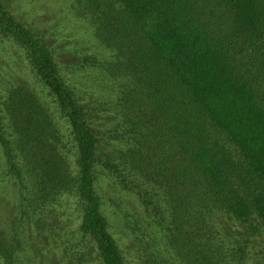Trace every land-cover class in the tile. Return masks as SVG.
Segmentation results:
<instances>
[{"label": "trees", "instance_id": "trees-1", "mask_svg": "<svg viewBox=\"0 0 264 264\" xmlns=\"http://www.w3.org/2000/svg\"><path fill=\"white\" fill-rule=\"evenodd\" d=\"M71 6L105 48L77 45L78 69L112 100L0 0V56L25 72L0 92V146L35 219L0 230V264H264V0Z\"/></svg>", "mask_w": 264, "mask_h": 264}, {"label": "rangeland", "instance_id": "rangeland-1", "mask_svg": "<svg viewBox=\"0 0 264 264\" xmlns=\"http://www.w3.org/2000/svg\"><path fill=\"white\" fill-rule=\"evenodd\" d=\"M20 2L21 0H16ZM27 1L28 6L31 7L33 13L32 25L39 26L43 32L48 33V37L58 47L62 49L61 60L70 63V69L68 72L75 78L86 77L89 79L87 89L90 88L89 100H95L98 98L114 99L116 93L114 89L108 85H104L102 82V88L99 83L103 75L98 69L84 68L79 70L80 58L77 54L78 46L81 45L88 50H95L101 54L105 48L102 44H98L97 40L92 35L91 26L87 21L76 18L75 11L72 10V0H24ZM11 7V0H6ZM21 8V6L18 4ZM35 7V8H32ZM29 8V7H28ZM20 15L24 16L22 13ZM66 32L62 36V32ZM71 47V48H69ZM76 48V50L74 49ZM71 49V51H70ZM0 64L3 68L0 73V92H6L11 88V83L21 81L25 75L24 70L21 69L20 63H17V59L11 58V46L8 45L7 49L3 51L0 56ZM23 76V77H22ZM97 91V92H96ZM19 189L14 177L11 175V179L6 175V164L3 156V151L0 146V230L10 225L11 232H16L20 237H26V226L30 221L35 219L34 215H31L24 207L17 206L27 204L26 199L28 197L27 192L20 194ZM11 192V193H10ZM11 202V210L7 208V203ZM14 208V209H13ZM24 209V210H23ZM42 213V212H41ZM58 215L54 213V216ZM24 222V223H23ZM74 220L71 224H74ZM118 227H121V223H117ZM117 231L122 234V238H119L123 244L131 248L132 242L125 243L123 237H126V230L119 228Z\"/></svg>", "mask_w": 264, "mask_h": 264}]
</instances>
